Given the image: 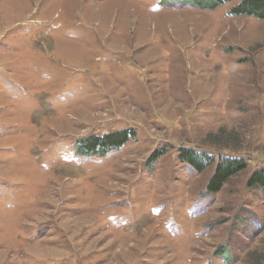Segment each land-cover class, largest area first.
Returning a JSON list of instances; mask_svg holds the SVG:
<instances>
[{
    "label": "rangeland",
    "instance_id": "rangeland-1",
    "mask_svg": "<svg viewBox=\"0 0 264 264\" xmlns=\"http://www.w3.org/2000/svg\"><path fill=\"white\" fill-rule=\"evenodd\" d=\"M240 2L0 0V264H264V18Z\"/></svg>",
    "mask_w": 264,
    "mask_h": 264
},
{
    "label": "trees",
    "instance_id": "trees-1",
    "mask_svg": "<svg viewBox=\"0 0 264 264\" xmlns=\"http://www.w3.org/2000/svg\"><path fill=\"white\" fill-rule=\"evenodd\" d=\"M233 9L239 14L249 13L264 18V0H241L240 4L236 5ZM182 156L195 167L201 168L202 158L193 151L184 150ZM245 166L246 163L243 158L239 160H223L218 164L215 173L211 177L208 189L210 191H219L231 176L244 169ZM249 184L251 186L259 185L264 191V169L254 173L250 178Z\"/></svg>",
    "mask_w": 264,
    "mask_h": 264
}]
</instances>
